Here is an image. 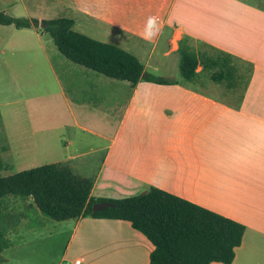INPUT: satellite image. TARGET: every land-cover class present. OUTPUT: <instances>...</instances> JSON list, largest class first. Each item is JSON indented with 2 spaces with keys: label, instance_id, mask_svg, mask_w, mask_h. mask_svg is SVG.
Segmentation results:
<instances>
[{
  "label": "crops",
  "instance_id": "crops-1",
  "mask_svg": "<svg viewBox=\"0 0 264 264\" xmlns=\"http://www.w3.org/2000/svg\"><path fill=\"white\" fill-rule=\"evenodd\" d=\"M16 7L28 19H73L76 32L131 53L146 72L150 65L165 73L184 38L251 65L236 102L214 97L203 81L191 87L128 84L130 93L118 121L112 123L118 103L114 98L116 104L105 110L110 121L102 128L87 120L116 85L60 59L61 73L77 84L72 86L76 98L68 95L49 60L51 38L39 26L0 25V40L9 27L33 34L60 88L72 128L94 141L69 151L74 135H61L67 153L60 161L104 153L91 197L122 199L156 187L244 225L231 264H264V0H0V11L12 17ZM150 16L158 18L160 32L146 41L141 34ZM20 103L0 100L1 122L4 108ZM69 122L62 127L69 128ZM6 148L13 163L26 156L9 143ZM56 224L42 228L49 242L61 241L59 260L53 264H149L152 244L127 221L85 217ZM14 243L3 252L20 244Z\"/></svg>",
  "mask_w": 264,
  "mask_h": 264
},
{
  "label": "trees",
  "instance_id": "trees-1",
  "mask_svg": "<svg viewBox=\"0 0 264 264\" xmlns=\"http://www.w3.org/2000/svg\"><path fill=\"white\" fill-rule=\"evenodd\" d=\"M38 24L43 25L42 32L51 38L65 59L132 87L139 82L197 84L207 73L213 83L235 90L242 79L235 65L236 58L204 44L202 46L214 53L180 46L178 71L182 80H170L146 72L143 64L131 53L76 32L71 18L38 21L12 17L0 11V25H13L19 29L37 27ZM200 64L205 67L197 71ZM247 65L249 78L252 67ZM93 183V177L75 173L67 161L0 177V253L12 246L8 231L19 221L16 219L11 223L4 213V199L11 196L31 199L38 212L52 221L85 217L127 221L152 244L149 264H231L234 260L244 225L152 186L122 199H96L90 196ZM100 202L113 206L93 211L92 206Z\"/></svg>",
  "mask_w": 264,
  "mask_h": 264
},
{
  "label": "rangeland",
  "instance_id": "rangeland-1",
  "mask_svg": "<svg viewBox=\"0 0 264 264\" xmlns=\"http://www.w3.org/2000/svg\"><path fill=\"white\" fill-rule=\"evenodd\" d=\"M13 15L14 17H23L22 8L16 7ZM3 35L0 40V100H20L21 103L4 108L3 122L0 119V177L64 159L67 151H65L64 145L60 144L59 137L68 132L69 135H74V140H70L73 141V145L69 151H77V148L82 150L85 141L89 145L94 143L92 139H86V136L72 128V124L69 122L70 118L61 105L60 88L50 72L49 65L41 52L38 51L32 37L33 34L9 27L3 30ZM49 41L51 42V39ZM51 46L52 52L48 53L49 60L60 77L64 91L76 98L72 86L77 84L75 82L70 84L59 70L60 59H66L58 53L52 42ZM180 46L201 49L209 54L214 53L206 46H202L200 42L197 43L188 38L182 39ZM172 55V58L167 61L169 64L167 63L164 69L165 73L160 70H152L150 65H147L149 72L155 76L181 81L177 70L180 59L179 50ZM235 65L242 77L240 85L235 90H227L224 85L213 83L209 80L207 73L202 77L203 83L211 88H209V93L214 97L230 102L233 100L236 102L241 97L245 81L248 78L249 65L240 60L235 61ZM201 68L202 65L197 68V71ZM106 80H110L116 87L113 86L109 89V93L106 92L104 103L101 102L100 108L87 120L95 126L98 123L102 128L108 126L110 121L106 116V108L118 102L112 119V123H115L114 121H118L121 114V104L128 99L130 93L128 83L112 79ZM185 85L191 87L190 84ZM212 85L217 86L212 87ZM78 97L84 98L81 94ZM91 97L94 96L91 95ZM114 98L117 99L116 103L113 102ZM67 122L70 127L63 128L62 125L64 126ZM104 129L109 131L107 128ZM34 134L37 137H34ZM6 143L21 150L26 156L19 162L13 163L12 156L7 153ZM103 156V152L82 156L80 159L70 160L69 166L80 176L95 178ZM145 190L146 188H143L134 195ZM4 213L11 223L19 219L17 226L8 231V238L12 242L15 241L14 244H20L3 252L0 255L3 256L0 264H53L59 260L61 241L49 242L46 231L42 230L52 224H58L38 213L31 199L21 200L11 196L6 197Z\"/></svg>",
  "mask_w": 264,
  "mask_h": 264
},
{
  "label": "clouds",
  "instance_id": "clouds-1",
  "mask_svg": "<svg viewBox=\"0 0 264 264\" xmlns=\"http://www.w3.org/2000/svg\"><path fill=\"white\" fill-rule=\"evenodd\" d=\"M160 32L158 18L155 16L148 17L144 30L142 32V38L146 41L153 40Z\"/></svg>",
  "mask_w": 264,
  "mask_h": 264
},
{
  "label": "water",
  "instance_id": "water-1",
  "mask_svg": "<svg viewBox=\"0 0 264 264\" xmlns=\"http://www.w3.org/2000/svg\"><path fill=\"white\" fill-rule=\"evenodd\" d=\"M38 26L40 28L43 27L42 24H38ZM113 205L111 203H108V202H100V203H95L93 206H92V210L93 211H100V210H103L105 208H108V207H112Z\"/></svg>",
  "mask_w": 264,
  "mask_h": 264
},
{
  "label": "built area",
  "instance_id": "built-area-1",
  "mask_svg": "<svg viewBox=\"0 0 264 264\" xmlns=\"http://www.w3.org/2000/svg\"><path fill=\"white\" fill-rule=\"evenodd\" d=\"M64 264H79L78 260H75L73 262L65 261Z\"/></svg>",
  "mask_w": 264,
  "mask_h": 264
}]
</instances>
